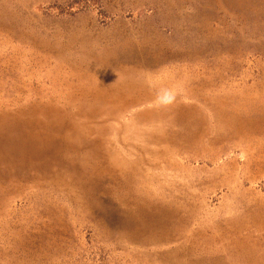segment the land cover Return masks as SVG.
Returning a JSON list of instances; mask_svg holds the SVG:
<instances>
[{"label":"rangeland","instance_id":"obj_1","mask_svg":"<svg viewBox=\"0 0 264 264\" xmlns=\"http://www.w3.org/2000/svg\"><path fill=\"white\" fill-rule=\"evenodd\" d=\"M0 264H264V0H0Z\"/></svg>","mask_w":264,"mask_h":264},{"label":"clouds","instance_id":"obj_2","mask_svg":"<svg viewBox=\"0 0 264 264\" xmlns=\"http://www.w3.org/2000/svg\"><path fill=\"white\" fill-rule=\"evenodd\" d=\"M175 99L174 92L168 88H162L157 92V100L165 104L171 103Z\"/></svg>","mask_w":264,"mask_h":264}]
</instances>
